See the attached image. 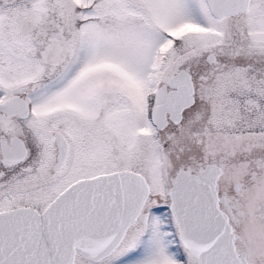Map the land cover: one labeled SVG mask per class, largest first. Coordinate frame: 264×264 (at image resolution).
Instances as JSON below:
<instances>
[{"label": "snow or ice", "instance_id": "snow-or-ice-1", "mask_svg": "<svg viewBox=\"0 0 264 264\" xmlns=\"http://www.w3.org/2000/svg\"><path fill=\"white\" fill-rule=\"evenodd\" d=\"M0 264H264V0H0Z\"/></svg>", "mask_w": 264, "mask_h": 264}]
</instances>
